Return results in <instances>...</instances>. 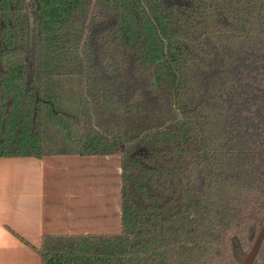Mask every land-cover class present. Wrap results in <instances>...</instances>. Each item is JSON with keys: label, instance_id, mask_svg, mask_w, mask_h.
<instances>
[{"label": "trees", "instance_id": "obj_1", "mask_svg": "<svg viewBox=\"0 0 264 264\" xmlns=\"http://www.w3.org/2000/svg\"><path fill=\"white\" fill-rule=\"evenodd\" d=\"M50 155L121 158L122 230L45 237L42 264H242L264 0H0V158Z\"/></svg>", "mask_w": 264, "mask_h": 264}, {"label": "crops", "instance_id": "obj_2", "mask_svg": "<svg viewBox=\"0 0 264 264\" xmlns=\"http://www.w3.org/2000/svg\"><path fill=\"white\" fill-rule=\"evenodd\" d=\"M121 158H0V264H42L45 237L122 230Z\"/></svg>", "mask_w": 264, "mask_h": 264}, {"label": "water", "instance_id": "obj_3", "mask_svg": "<svg viewBox=\"0 0 264 264\" xmlns=\"http://www.w3.org/2000/svg\"><path fill=\"white\" fill-rule=\"evenodd\" d=\"M263 241H264V226L261 229L250 253L244 258L242 264H254L255 259L258 256V253L260 251V248L262 246Z\"/></svg>", "mask_w": 264, "mask_h": 264}]
</instances>
